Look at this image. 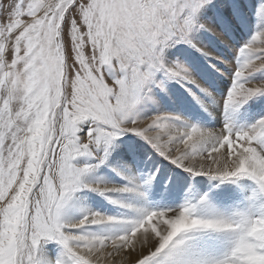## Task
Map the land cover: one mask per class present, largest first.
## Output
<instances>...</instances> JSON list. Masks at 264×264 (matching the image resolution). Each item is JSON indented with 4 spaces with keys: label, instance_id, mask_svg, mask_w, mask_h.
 Segmentation results:
<instances>
[{
    "label": "snow or ice",
    "instance_id": "obj_1",
    "mask_svg": "<svg viewBox=\"0 0 264 264\" xmlns=\"http://www.w3.org/2000/svg\"><path fill=\"white\" fill-rule=\"evenodd\" d=\"M0 264H264V0H0Z\"/></svg>",
    "mask_w": 264,
    "mask_h": 264
},
{
    "label": "rangeland",
    "instance_id": "obj_2",
    "mask_svg": "<svg viewBox=\"0 0 264 264\" xmlns=\"http://www.w3.org/2000/svg\"><path fill=\"white\" fill-rule=\"evenodd\" d=\"M5 4L10 2V0H4ZM252 35V27H249L243 31L240 36L238 37L237 47L243 41L250 38ZM214 52L219 54L220 56L228 55L231 56V52L227 51L223 45L219 44L218 42L215 45ZM196 57L199 65L201 66V72L198 75L201 76L203 81L206 84H212L217 91H220L223 88L227 87V81L220 78V72L216 71V68L210 67L208 63L202 57H199L197 54H192ZM216 67L220 69V71H224V66L219 65L217 63ZM173 96L176 98V103L172 104L169 103L167 100L163 101V110L175 112L183 117H187L193 120V122L199 121L200 123L206 124L209 127L212 126H219L218 121L209 120L205 115H203L199 109V107L195 104L190 96L184 92L179 86H173ZM216 124V125H215ZM139 144H142V141H136ZM148 155L145 156V167L144 172L146 174H151L157 168L160 170L157 175V180L155 182V187L157 189H162L166 186L174 187L177 183H192L190 179H188L187 174L181 172L180 170L174 169L172 165H170L167 161L162 160L154 153H151L150 149H146ZM149 156L151 157L149 159ZM109 175L111 179H113L116 183H120L118 177L111 176L110 173H106ZM88 204H91L96 210L106 212L109 214H113L117 211L112 205L108 204L103 198L95 195L90 194L88 198Z\"/></svg>",
    "mask_w": 264,
    "mask_h": 264
},
{
    "label": "bare ground",
    "instance_id": "obj_3",
    "mask_svg": "<svg viewBox=\"0 0 264 264\" xmlns=\"http://www.w3.org/2000/svg\"><path fill=\"white\" fill-rule=\"evenodd\" d=\"M216 125V124H215ZM89 201H87V204H88ZM88 206H91V204H88Z\"/></svg>",
    "mask_w": 264,
    "mask_h": 264
}]
</instances>
